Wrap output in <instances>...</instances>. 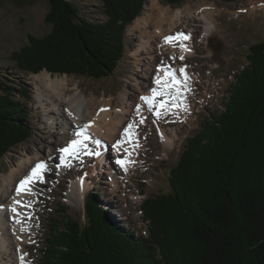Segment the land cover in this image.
Masks as SVG:
<instances>
[{"label": "trees", "instance_id": "trees-1", "mask_svg": "<svg viewBox=\"0 0 264 264\" xmlns=\"http://www.w3.org/2000/svg\"><path fill=\"white\" fill-rule=\"evenodd\" d=\"M47 1L52 31L38 40L31 36L28 47L13 55L19 70L112 75L124 60L127 27L145 0H103L107 26L83 18L73 0ZM162 1L176 7L186 2ZM34 54L54 55L60 66L25 61ZM6 97L0 100V160L31 135L30 113ZM223 106L187 138L170 170V192L142 202L146 236L110 220L90 194L84 216H67L61 207L57 219L65 223L48 229L40 263L264 264V42L250 47L248 65L235 75Z\"/></svg>", "mask_w": 264, "mask_h": 264}, {"label": "rangeland", "instance_id": "rangeland-1", "mask_svg": "<svg viewBox=\"0 0 264 264\" xmlns=\"http://www.w3.org/2000/svg\"><path fill=\"white\" fill-rule=\"evenodd\" d=\"M73 1L77 4L83 18L107 26L108 19L104 13L103 7L106 6L103 0ZM150 1L145 0L141 17L150 6V4L148 5ZM133 2L135 0L131 1V3ZM158 2L165 7L174 9L182 8L181 10H183L185 7L203 6L206 12L211 10V14L207 13V17H210L212 25L202 18V11L193 18V24L192 22L188 24L191 27L189 29L193 30L191 39L193 42L192 48L186 52L185 60H180L179 50V53H172L170 50L165 55H163L164 52L161 53L163 62L169 61L177 68H180L188 59L186 63L190 74L193 75L195 85L197 84L200 89H197V85L192 88L195 89L191 94L194 113L192 117L187 114L189 122L187 125H170L172 121L167 123L162 121L171 115V112L165 114L164 111L159 117L154 113H152L153 117L151 113L145 115L140 131L137 130V136L143 146L140 148L139 154L136 155L140 164L138 168L131 171L130 178L120 177V180L116 181L117 186L120 185L124 190L121 187L114 188L110 180V175L121 172L119 166L115 167L114 157L109 162V157H102L100 154L96 160L92 159L95 164L94 169L89 167L88 159L83 167L78 166V169L87 170L84 175L85 171L82 174L80 171L77 172L76 164L68 177H63L64 173L60 175L54 170L52 171L50 167L47 176L52 175V180L39 191L40 200L35 197L32 199L36 203V208L34 206L33 211L36 214L34 223L30 222L34 227V235L30 239L32 242L29 241L28 253L23 254L28 264H41L40 255L48 229L52 225H64V219H60L63 222L57 219L58 212L62 210L61 207H66L65 215L67 216L74 215L76 212L84 216L86 197L90 194L97 195V203L105 208L110 220L117 222L122 227L136 230L141 236H146L148 229L147 223L143 221L142 202L147 197L170 192V170L178 163L187 137L201 130L203 125L209 122L208 118L212 114L223 110V104L229 96L230 86L235 82V75L248 65L250 47L264 42V0H238L231 4H225L219 0H186L178 7L168 5L162 0H158ZM131 3L127 9H131ZM49 11L47 0H0V100L6 101V96L9 93L20 104V107H25V111L31 115V121H28L31 133L29 139L13 148L0 160V186L14 166L25 159L27 154L33 155L36 153V149H41L47 154L51 150L53 141L55 142L57 138L56 133H49V127L53 124L55 127L61 128L59 125H62L63 118L56 114L55 110L44 107L39 101L40 94L36 89L35 81L37 76L40 77L43 72H47L54 78L60 77V80H69V84H79L78 92H83L86 97L96 99L97 102L111 100L112 107H118L120 111V107L124 108L123 106L128 100L131 101V98L133 102L140 104L139 98L143 93H140L137 76L146 75L147 59L153 62L152 58H148L149 54H145L140 49L139 36L131 32V29H136L133 25L140 17L138 16L126 30L124 60L109 77L95 79L66 73H51L46 68L38 73L21 71L13 60V55L28 47L31 36L38 40L50 34L52 25L46 20ZM209 27L211 31H209ZM170 54H174L176 60H170ZM35 56L36 59L27 56L25 61L37 62L40 66L44 65L41 61L45 63L50 61L49 65L60 66V62L54 55L51 60ZM140 60L143 62H138ZM156 64L158 63L153 65ZM62 65L63 63H61ZM154 66L151 68V73H154ZM148 81L153 85V74ZM152 85L149 83V86ZM205 94L207 97L202 99ZM148 110L147 108L146 111L148 112ZM113 113L116 114L115 110ZM180 117L178 116V119ZM153 120L156 121L158 130L154 127ZM179 121L186 122L180 119ZM54 122H57L58 126ZM163 131L174 141L170 146L165 145L161 139ZM92 174L94 177L88 181L87 178ZM75 175L79 177H77V181H72L71 179H74ZM78 180L88 183V189L80 186L83 183ZM71 187L75 193L71 192ZM4 256L0 252V264H7L8 261L3 258Z\"/></svg>", "mask_w": 264, "mask_h": 264}, {"label": "bare ground", "instance_id": "bare-ground-1", "mask_svg": "<svg viewBox=\"0 0 264 264\" xmlns=\"http://www.w3.org/2000/svg\"><path fill=\"white\" fill-rule=\"evenodd\" d=\"M149 4L150 6L147 10H145L143 16H140L136 21V24L133 25V27H136V29H131V32L136 33L141 40V42H139L140 49H142L145 54H149L148 58L153 59V62L149 59L146 61V75L143 74L144 76H137V81L140 83V93H143L139 98L140 104H136L131 98V101L128 100L125 106H123L124 108L120 107L121 110L119 111L118 107H112L111 100L97 102L95 101L96 99L94 100L93 98L89 99V97H86L83 92H78L77 90L79 89V84H69V80H60V77L54 78V76L47 72H43L40 77L37 76L35 81L37 84L36 89L40 94V103L48 109L55 110V113L59 114V116L63 118V122L61 123L62 125H59L61 128L55 127L53 124L51 127H49V133H56L57 137L56 141H53V144L55 143V145H51L52 151L49 150V152L46 154L41 149H36V153L33 155L30 156L27 154L25 159L21 160L16 166H14L6 180H4L3 184L0 186V205H3V208L0 209V252L2 255H5L3 258L7 259V264H20L19 257L24 253H28L27 247L30 245L29 241L34 235V227L30 222H28V219L26 218L32 213L28 212V206L32 205L33 209L34 206L36 208V203L33 202L32 199L33 197L39 199L36 197L35 191L39 186L44 187L48 184L47 182H44V178H49V176H51H47L49 168L52 167V164H60L59 169L61 173L59 174L61 175L64 173L63 170L66 167L75 164L74 159L67 158V154H65L63 160H58L59 162H57V157L55 156V150L65 146V141L69 139L70 134L76 133V131L84 128L87 133H93L94 135V139L91 143L93 150H87L91 158H79V165L82 167L89 159L88 165L94 169L95 164L93 163L92 159L96 160L100 154L101 156L104 155L103 157H108L107 155L114 156V161L116 164L115 167L119 166L121 172H117L115 175H109L110 180L112 181V186L117 189L121 186H117L116 181L120 180V177L130 178L131 171L138 168L140 164L138 163V158L136 155L139 154V150L143 146L141 141H139V137L137 136V130L141 128V118H145V115L148 113L146 111L147 108L149 110H151V108L156 110V112H154L155 115L157 112L163 113L164 111L165 114H168V112H171V114L172 112L177 114L178 110L182 108L183 111H181V114H177L178 116H181V120L186 121L187 114L191 115L192 117L194 113V106L191 100V94L192 91L195 90L192 88L196 86L193 75H188L190 77L188 80V85L191 90L186 92L183 96L182 99L186 101V103L183 105L178 102L179 97L176 96L175 92H173L171 95H153L152 90L158 86L156 83L153 85L150 84L152 86H149L150 81L148 80L153 74L151 73V68L154 66L153 64L158 63L153 68L154 73L157 72V67L161 64V60L163 59L161 53L164 52L163 55H165L168 50H170L172 53H177L179 50L180 57L184 56L183 60H185V55L187 54L186 52L192 48L191 44L193 42V40L191 41L193 30L189 29L191 27H189L188 24L190 22L193 24V18L198 16V12L202 11V18L207 22H210L212 25L213 23L211 20H209L210 17H207V13L211 14V10L206 9L208 11L206 12L203 6L194 8L185 7L183 10H181L182 8L174 9L163 6L160 2H158V0H151L148 5ZM209 31H211L210 27ZM180 32L190 34V39L188 41H183L189 50H185L180 47L181 41H177L175 46L164 43L165 36L176 35ZM173 56L174 54H170L169 57ZM138 62L142 63L143 61L140 60ZM163 74L164 73L162 72L160 76ZM181 80H183V78ZM161 91H163V89H161ZM141 97L150 98L151 104H149L147 101L145 103V100H142ZM205 97H207L206 94L202 96V99H205ZM170 101L173 103L169 104ZM161 104L164 105V108L160 107ZM138 108L139 112L137 111ZM101 109L106 110L101 111ZM113 109L115 110V115L113 113ZM69 113H71V115H69ZM54 124H57L58 126L57 122H54ZM129 124H133V128L130 130L131 139L129 136L124 134V130ZM162 133L161 139L163 143L170 146V144L174 142L173 139H170L164 131ZM174 135L176 136V133H174ZM98 140H101L100 144L96 143ZM121 140L124 141V143L120 145V149L117 150L115 143L117 144V141ZM110 151H112V153H109ZM95 153H99V155H96ZM117 160L126 161L127 171H125L124 168L116 163ZM128 161H131V163H127ZM42 162L46 165V168L43 172V178L41 180H35L31 184L29 192H21L19 195H17V188L20 184V181L25 177L30 176L32 169L37 164ZM78 171H80V174H82L81 169H78L77 166V172ZM92 177H94V174L87 178L88 181L89 179L92 180ZM78 182L81 181L78 180ZM81 183L83 184H80V186H83L84 189H88V183H84V181ZM71 192L75 193L73 188L71 189ZM38 194H40V192ZM85 194L86 193L84 192V195ZM14 199L21 201V203L19 205H14ZM13 206L17 208L19 213L18 216L12 212L11 208ZM17 220L20 222L18 223ZM17 237H22V240H18ZM24 264H28L26 260H24Z\"/></svg>", "mask_w": 264, "mask_h": 264}, {"label": "snow or ice", "instance_id": "snow-or-ice-1", "mask_svg": "<svg viewBox=\"0 0 264 264\" xmlns=\"http://www.w3.org/2000/svg\"><path fill=\"white\" fill-rule=\"evenodd\" d=\"M190 39V34H185L183 32L177 33L176 35H168L164 37V43L165 44H170L175 46L177 41H181L180 43V47L182 49L185 50H189L187 49V46L183 43V41H188ZM170 60H175L176 58L170 57ZM184 56L180 57V60H183ZM180 73L183 75V80L179 79L177 77L176 74V70L171 66V65H165L163 62H161L160 66L157 69V75L155 77V83L157 84V88H154L152 90L153 95H171L173 92H175L177 97H181L184 96L186 92L190 91V87L188 85V80L190 79V77L188 76L187 73V66L185 65L184 67L179 69ZM163 72L164 76H160L159 73ZM161 89H163V91H161ZM142 100L147 101L149 104H151V100L148 97H141ZM161 108H164V105L161 104L160 105ZM106 109H101V111H105ZM137 111L139 112V108L137 109ZM69 115H71V113H69ZM157 117L161 116L160 112L156 113ZM144 119L145 118H141L140 123H144ZM87 127V126H85ZM133 128V124H129L128 127L124 130V134L126 136H129V138L131 139V133L130 130ZM78 135H83V132L78 133ZM82 141L80 140H73L72 141V147L71 148H64L62 149V151L65 154L68 155H72L76 148L81 145ZM97 144H100L101 141H96ZM124 143V141H117V144L115 145V147H117V150L120 149V145H122ZM96 155H99V153H95ZM63 159V157L61 158ZM117 164H119L122 168L125 169V171H127V167H126V161L124 160H117L116 161ZM127 163H131V161H128ZM46 168V165L42 162L37 164L33 169H32V173L30 176L25 177L23 180L20 181V184L17 188V195H19L21 192H29L30 191V186L31 184L35 181V180H41L43 178V172ZM21 203V201L19 200H15L13 201L14 205H19ZM3 208V205H0V209ZM12 212L15 213L17 216L19 215L18 210L16 207H12L11 208ZM15 219V217H14ZM17 222L19 223L20 221L17 220ZM23 231V229H22ZM18 240H22V237H17ZM32 242V241H30ZM19 251V249H18ZM20 259V264H24V255H21L19 257Z\"/></svg>", "mask_w": 264, "mask_h": 264}]
</instances>
